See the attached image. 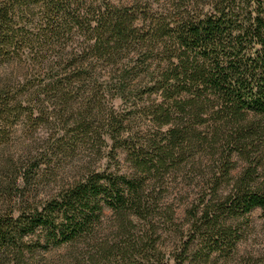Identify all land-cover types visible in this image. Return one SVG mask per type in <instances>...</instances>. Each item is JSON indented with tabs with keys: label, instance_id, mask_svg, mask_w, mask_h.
Masks as SVG:
<instances>
[{
	"label": "trees",
	"instance_id": "16d2710c",
	"mask_svg": "<svg viewBox=\"0 0 264 264\" xmlns=\"http://www.w3.org/2000/svg\"><path fill=\"white\" fill-rule=\"evenodd\" d=\"M263 161L264 0H0L1 264H264Z\"/></svg>",
	"mask_w": 264,
	"mask_h": 264
},
{
	"label": "rangeland",
	"instance_id": "374dc122",
	"mask_svg": "<svg viewBox=\"0 0 264 264\" xmlns=\"http://www.w3.org/2000/svg\"><path fill=\"white\" fill-rule=\"evenodd\" d=\"M116 5H131L134 0H111ZM237 162L236 169L232 171V174L236 175L241 172L245 166L243 161L235 159ZM259 174L264 179V161L263 167L259 168ZM183 177L180 175V178L177 179L178 186L174 187L170 197L174 200L180 217L184 214L185 209L189 206L192 200V192L189 188H186L185 181H189L187 178L182 183ZM173 245H167V248L164 249L166 256H169L170 253L174 252ZM264 251V218L261 215L259 209L254 210L250 215V224L249 227H246L244 230V237L242 242L239 245L238 252L235 256V259L238 260L241 257H246L250 254L258 255ZM39 252V251H38ZM42 261L38 264H74V254L71 248H60V249H50L44 251L41 254ZM39 255H36L38 258ZM1 264V260H0ZM216 264H224L223 260H218Z\"/></svg>",
	"mask_w": 264,
	"mask_h": 264
}]
</instances>
